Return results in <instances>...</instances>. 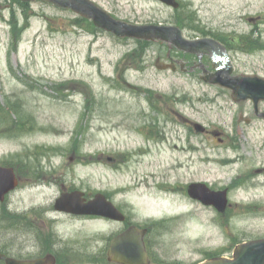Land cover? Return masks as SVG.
I'll use <instances>...</instances> for the list:
<instances>
[{
	"label": "rangeland",
	"instance_id": "rangeland-1",
	"mask_svg": "<svg viewBox=\"0 0 264 264\" xmlns=\"http://www.w3.org/2000/svg\"><path fill=\"white\" fill-rule=\"evenodd\" d=\"M92 1L122 21L179 24L188 38H216L232 49L241 73L264 65V0H184L190 5L180 11L153 0ZM93 29L45 3L0 0V163L30 175L8 209L0 204V243L37 251L17 228L19 214L50 211L62 187L109 193L139 222L167 221V231L155 228L166 264L232 257L237 243L264 239V177L255 173L264 162V130L228 137L248 104L237 109L180 67L158 70L159 60L180 59L167 44L139 46ZM194 183L228 187L229 212L190 199ZM116 231L64 220L55 233L73 252L94 255Z\"/></svg>",
	"mask_w": 264,
	"mask_h": 264
},
{
	"label": "water",
	"instance_id": "water-1",
	"mask_svg": "<svg viewBox=\"0 0 264 264\" xmlns=\"http://www.w3.org/2000/svg\"><path fill=\"white\" fill-rule=\"evenodd\" d=\"M22 1H33V0H22ZM49 1L57 6L63 8H72L75 11L84 13L86 16L91 17L95 22L109 31L115 32L117 35H141V36H154L163 40L171 41L178 47H189L190 50H215L212 46L210 47L209 40L202 41H187L184 39L181 30L172 27H159V26H134L124 22H119L112 19L105 11L100 10L91 4L88 0H45ZM169 5L178 7L175 0H162ZM217 62L222 61L221 58L216 59ZM228 60V59H226ZM161 67V66H160ZM17 182L13 176V172L10 169L0 167V198L3 199L5 194L13 190ZM204 190V192H202ZM190 194L192 197L197 196L207 197V192L203 184H194L190 188ZM98 197V196H97ZM60 202L66 204L70 212L76 214H103L105 216L112 217L111 209H103L104 202L101 198H97L88 205H82L79 201H74V198L79 196L73 194L72 196L64 197ZM73 198V202H71ZM216 202L222 207L226 206V193L215 194ZM136 239V236H135ZM113 251L121 252L124 262L127 264H142L144 258V249L140 241L133 240L131 233L124 235L117 239L113 243ZM138 257L139 260L133 258ZM206 264H264V242L252 243L245 245L237 249L236 258L234 260H218Z\"/></svg>",
	"mask_w": 264,
	"mask_h": 264
},
{
	"label": "flooded vegetation",
	"instance_id": "flooded-vegetation-1",
	"mask_svg": "<svg viewBox=\"0 0 264 264\" xmlns=\"http://www.w3.org/2000/svg\"><path fill=\"white\" fill-rule=\"evenodd\" d=\"M179 1H184V0H179ZM186 1V0H185ZM253 22L257 25L259 24V21H257L255 18L252 19ZM242 41L239 40V42ZM221 44L226 48V50L229 52L232 49H229L227 44L223 43L221 41ZM244 45V44H242ZM233 67V75L234 76H250V77H258L264 80V65H260V70L258 67H256L252 71H245L243 73L239 72L236 68L235 65H232ZM203 73L207 72H215V70L210 71L209 69L204 68ZM212 88V87H211ZM218 90L219 95H223L225 99H230L234 100L233 93L231 90L227 89H222V88H215ZM250 102V101H249ZM251 107L252 104H251ZM253 114L252 117L245 121L247 124L245 127H232L234 129V132L236 133H249V131L255 129V128H261L264 130V109L261 110V114L256 112L254 109L252 110ZM261 129H255L253 132H263ZM250 134V133H249ZM252 152H256L258 156L260 155L259 153V147H248ZM262 149V148H261ZM262 167L257 169L255 171L256 174L263 176L264 177V162L262 161ZM254 176L253 174H248L246 176V179H252ZM129 207L130 206H119L118 209L126 216L125 222H119V221H114L107 219L105 217H99V216H78V215H71L66 212H59L55 209V207L51 206L48 209L50 211H41L38 208L32 209L30 212H24L19 214V222L20 226L23 227L22 231L26 233L28 237H31L34 239V241L37 244V253L41 255L40 257H47L51 260V264H72L74 263H79L80 259L83 261H89L92 264H101L104 262H110L113 264H120L118 262H115L109 255V246H103L101 247L94 255H88V254H78L80 251L73 252L72 250L69 249V244L68 242L57 236L56 232V225L59 224V222H62L64 220H71V221H76V222H83V223H104L108 224L109 226H116L118 227V231L112 234V236H119L125 231H127L128 228H130L133 223H134V218L129 212ZM136 226V225H135ZM147 231V230H145ZM56 235V236H55ZM152 233L150 231L144 232L143 237L145 240V244L148 246V236L149 238L151 237ZM154 240L157 241V239L154 236ZM0 251L5 253L7 256H12L13 254V249L8 248L6 245L0 243ZM83 251H88L87 247L80 246ZM50 252L48 254H43L46 253L47 251ZM43 254V255H42ZM22 258H25L27 255H29L27 252H21L20 253ZM34 255V254H30ZM149 259L152 261V256L150 255V252L148 251ZM74 258H77L78 260H74Z\"/></svg>",
	"mask_w": 264,
	"mask_h": 264
},
{
	"label": "trees",
	"instance_id": "trees-1",
	"mask_svg": "<svg viewBox=\"0 0 264 264\" xmlns=\"http://www.w3.org/2000/svg\"><path fill=\"white\" fill-rule=\"evenodd\" d=\"M140 46H142V45H140Z\"/></svg>",
	"mask_w": 264,
	"mask_h": 264
}]
</instances>
